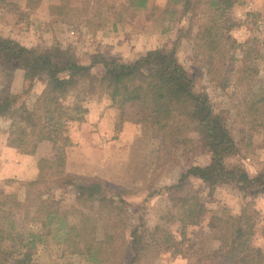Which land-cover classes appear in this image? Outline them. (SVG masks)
Instances as JSON below:
<instances>
[{"label": "rangeland", "instance_id": "obj_1", "mask_svg": "<svg viewBox=\"0 0 264 264\" xmlns=\"http://www.w3.org/2000/svg\"><path fill=\"white\" fill-rule=\"evenodd\" d=\"M14 1L23 8L27 2ZM77 2L88 5L84 22L73 18L72 12L70 14L60 0H41L29 18L18 25L9 23L5 10L0 8V34L27 46L60 45L82 63H88L89 55L97 52L107 58L133 59L151 49L170 50L181 34L183 38L178 50L182 63L196 79L197 89L209 94L215 111L226 116L230 133L237 141L240 153L230 161L243 164L251 175L262 170L264 129L249 123L244 102L250 93L264 92V0H244L242 5L236 4L223 16L227 21L224 31L239 46L233 49L228 41H223L228 53L225 58L217 57L214 61L221 69L216 75L217 80L209 71L210 62L199 38V27L207 20L201 18V14L180 20V0H148L145 8H131L130 0ZM73 5L70 6L72 9ZM243 49L247 50V65L256 66L258 73L240 71L245 60ZM233 54L237 60H231ZM93 72L101 78L108 77L102 63L96 64ZM248 73L254 75L247 79ZM23 74L22 66L10 54L0 53V97L7 91L22 90ZM45 85L41 81L28 101H34ZM138 87V82L127 88L121 87L120 94ZM112 92L106 80L97 81L91 88L85 79L68 95L69 103L81 102L88 109L87 120L80 125L69 124L68 135L73 143L64 147H55L53 143L45 145L44 155L37 160V164L44 158L59 164L66 174L75 177L76 183L61 188L51 182L54 187L46 195L50 198L48 206L58 210V214L46 228L42 229L44 216L37 212V200L30 208L17 209L12 207L9 199H0V209L16 220L20 230L47 234L37 248L33 264H79L84 260L87 233L75 231L69 240L66 236V228L81 225L83 212L99 217V235L112 230L111 210L99 211L97 204L93 210L81 208L76 201L77 187L93 182L100 183L105 193L125 199L129 211L128 231L138 224L148 230L160 225L178 239L186 235V257L150 251L139 264L196 261L219 247L220 240L214 227L218 217L228 215L249 216L255 222L256 230L252 242L264 250V188L248 194L230 184L211 187L198 175V167L206 165L210 158L200 146L197 132H190L182 145L168 147L151 128L137 122V108L128 106L125 113H121L113 104ZM21 122L20 113L13 117L0 115V196L1 192L15 193L23 201L27 196L26 183L38 178L39 165H36L37 151L26 154L17 147ZM183 175L186 177L180 181ZM191 195H197L206 210L198 225L179 220L180 199ZM128 261L124 264H129Z\"/></svg>", "mask_w": 264, "mask_h": 264}, {"label": "trees", "instance_id": "obj_2", "mask_svg": "<svg viewBox=\"0 0 264 264\" xmlns=\"http://www.w3.org/2000/svg\"><path fill=\"white\" fill-rule=\"evenodd\" d=\"M60 1L70 14L72 12L73 18L80 22L86 21L87 4L79 5L77 0ZM180 1V20L188 15L200 14L201 18L207 20L199 27V38L201 45L205 47L207 61L210 62L209 71L216 76L221 69L218 62L214 64V61L217 57L225 58L228 53L223 41H228L233 49L239 46L224 31L227 21H224L223 16L236 4L242 5L244 0ZM40 3L41 0H27L23 8L17 1L0 0V8L5 10L9 23L18 25L26 21L30 12L37 9ZM72 4L73 9L70 7ZM206 4L208 6L204 7ZM129 6L145 8L148 0H130ZM182 38L178 34L170 50L151 49L133 59L107 58L97 52L89 55L88 63H82L60 45L27 46L10 36L0 34V53L10 54L24 70L22 90L7 91L0 97V115H22L16 140L19 150L34 154L43 141H51L55 147L70 145L69 124L84 121L88 109L81 102L69 103V93L79 88L85 79L89 81L91 88L97 85V81L106 80L113 89V104L121 113H125L128 106L137 108V122L151 128L168 147L182 145L190 132L199 134V144L209 154L210 160L206 165L198 167V175L211 187L230 184L248 194L262 190L264 166L261 171L251 175L243 164L230 161L231 157L240 153L237 141L230 133L226 116L215 111L209 94L197 89L196 79L182 63L178 50ZM243 52L245 60L240 71L258 73L256 66L247 65V50L243 49ZM231 60H237L234 54L231 55ZM98 63H102L107 70V78L94 74L93 68ZM253 75L248 73L246 78ZM213 78L219 79L217 76ZM41 81L45 82V87L34 101L29 102ZM137 82L140 87L135 91L120 94L121 87L127 88ZM244 103L249 123L264 129V92L250 93ZM38 165V178L26 183L25 200L21 201L15 193L4 192H1L0 199H9L12 207L17 209L30 208L37 200V212L44 216L43 229L58 214V210H52L48 206L50 198L46 195L54 187L51 182L61 188L74 186L76 183L75 177L66 174L57 163L44 158ZM185 177L183 175L180 181ZM77 188L76 201L81 208L93 210L97 204L99 211L108 209L113 212L112 230L103 236L99 235V217L86 212L82 213L80 226L66 228L68 240L75 231L88 235L83 252L84 260L79 264H124L128 260L129 264H139V261L149 256L150 251H165L174 257L187 256L184 233L178 239L163 226L156 225L148 230L143 224L128 231L129 211L126 209L125 199L105 193L97 182L81 184ZM179 208V220L185 224H200L206 213L197 195L182 197ZM255 231V222L247 215L218 217L214 233L220 240L219 247L189 264H264V250L252 242ZM46 235L42 231L20 230L16 220L0 209V264H33L37 248L45 241Z\"/></svg>", "mask_w": 264, "mask_h": 264}, {"label": "crops", "instance_id": "obj_3", "mask_svg": "<svg viewBox=\"0 0 264 264\" xmlns=\"http://www.w3.org/2000/svg\"><path fill=\"white\" fill-rule=\"evenodd\" d=\"M86 120H87V118H85ZM85 121V120H84ZM84 121H82V122H78V121H74V123H76V124H83L84 123ZM86 123V125H89V123L88 122H85ZM70 139H71V136H70ZM71 141H72V143H73V140L71 139ZM45 145L46 146H48V145H52V142L51 141H43V142H41L40 144H39V146H38V150H36L37 152V155H36V165L38 166V164H37V160H39L43 155H44V147H45ZM74 145H75V142H74ZM38 158V159H37Z\"/></svg>", "mask_w": 264, "mask_h": 264}]
</instances>
